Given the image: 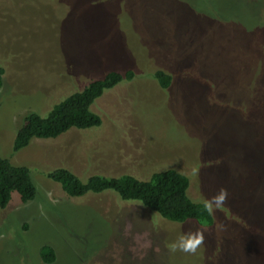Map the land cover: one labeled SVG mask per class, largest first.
<instances>
[{"label": "rangeland", "instance_id": "obj_1", "mask_svg": "<svg viewBox=\"0 0 264 264\" xmlns=\"http://www.w3.org/2000/svg\"><path fill=\"white\" fill-rule=\"evenodd\" d=\"M0 68V157L36 188L0 208V264H264V0H0ZM111 70L133 76L90 105L99 125L11 150L24 115ZM57 167L82 181L169 168L195 202L229 196L211 226L173 222L110 190L68 196L44 176ZM190 228L204 245L171 252Z\"/></svg>", "mask_w": 264, "mask_h": 264}, {"label": "trees", "instance_id": "obj_2", "mask_svg": "<svg viewBox=\"0 0 264 264\" xmlns=\"http://www.w3.org/2000/svg\"><path fill=\"white\" fill-rule=\"evenodd\" d=\"M152 75L161 88H166L170 83V75L163 70L157 69ZM132 76L131 70L108 71L103 77L88 82L82 89L53 103L46 115L27 113L13 136L11 150L17 151L33 138H54L70 128L83 129L99 125L100 117L90 109V105L104 90ZM44 176L58 183L63 192L71 197L110 190L121 200L138 201L170 221L193 220L202 226L213 225V216L203 211V202H195L187 195L188 178L174 169L154 171L147 180L129 174L111 177L91 174L82 181L64 167L54 168ZM12 192H16L19 201L24 203L35 197L36 188L27 167L12 164L0 157V208L6 206ZM38 253L43 263L53 261L54 252L49 245H41Z\"/></svg>", "mask_w": 264, "mask_h": 264}, {"label": "clouds", "instance_id": "obj_3", "mask_svg": "<svg viewBox=\"0 0 264 264\" xmlns=\"http://www.w3.org/2000/svg\"><path fill=\"white\" fill-rule=\"evenodd\" d=\"M199 169L193 168L192 175H198ZM227 189L221 187L217 192L213 193L210 197L203 201V211L209 216L214 215L217 209L222 208L228 200ZM205 243L204 232L200 229L190 228L188 231L183 232L176 241L167 245L171 252L181 251L184 253L195 254L201 246Z\"/></svg>", "mask_w": 264, "mask_h": 264}]
</instances>
